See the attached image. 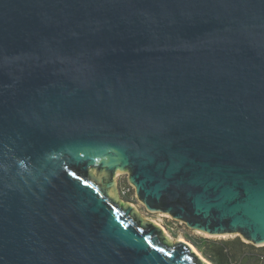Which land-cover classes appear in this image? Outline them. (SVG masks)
Listing matches in <instances>:
<instances>
[{
	"label": "water",
	"instance_id": "water-1",
	"mask_svg": "<svg viewBox=\"0 0 264 264\" xmlns=\"http://www.w3.org/2000/svg\"><path fill=\"white\" fill-rule=\"evenodd\" d=\"M125 174L264 246V0H0V264H212Z\"/></svg>",
	"mask_w": 264,
	"mask_h": 264
},
{
	"label": "trees",
	"instance_id": "trees-1",
	"mask_svg": "<svg viewBox=\"0 0 264 264\" xmlns=\"http://www.w3.org/2000/svg\"><path fill=\"white\" fill-rule=\"evenodd\" d=\"M188 240L212 264H264V246L258 247L247 243L241 237L229 239L188 237Z\"/></svg>",
	"mask_w": 264,
	"mask_h": 264
},
{
	"label": "rangeland",
	"instance_id": "rangeland-1",
	"mask_svg": "<svg viewBox=\"0 0 264 264\" xmlns=\"http://www.w3.org/2000/svg\"><path fill=\"white\" fill-rule=\"evenodd\" d=\"M117 180H119V182L123 186L129 185V183L127 181L128 177L126 174L125 175H118ZM130 187L132 188L131 192H130L131 194H129L127 196V198H129V199L126 198V200L130 201L135 206V208L137 209V212L139 213L140 216H143L148 221H152V222H155L156 224H160L161 226H163L166 230L165 235L168 237V240L170 243L174 244L180 240L189 241L188 237L189 238H214V239H229V238L238 237V236L212 237V236H209V235L204 234V233L193 231V230L189 229L185 224H182L179 222L176 223V221L173 220L168 215L161 214V213L148 212L145 209L144 205L137 199L134 187H132V186H130ZM167 229H170V231H168Z\"/></svg>",
	"mask_w": 264,
	"mask_h": 264
},
{
	"label": "built area",
	"instance_id": "built-area-1",
	"mask_svg": "<svg viewBox=\"0 0 264 264\" xmlns=\"http://www.w3.org/2000/svg\"><path fill=\"white\" fill-rule=\"evenodd\" d=\"M128 181V180H127ZM118 182H119V180H118ZM131 185L129 184V185H127V186H123V185H121V183L119 182V191H120V194H121V196L123 197V198H127V196L129 195V194H131L130 192H131V187H130ZM133 187V186H132ZM129 199V198H128ZM176 221V220H175ZM177 222H179V221H176V223ZM179 223H182V222H179ZM183 224V223H182ZM168 231H170V229H167Z\"/></svg>",
	"mask_w": 264,
	"mask_h": 264
},
{
	"label": "bare ground",
	"instance_id": "bare-ground-1",
	"mask_svg": "<svg viewBox=\"0 0 264 264\" xmlns=\"http://www.w3.org/2000/svg\"><path fill=\"white\" fill-rule=\"evenodd\" d=\"M165 233H166V231H165ZM194 251L199 255V256H202L201 254H200V252H198L197 250H196V248H194ZM205 260V259H204ZM206 261V260H205ZM207 263H208V261H206ZM209 264V263H208Z\"/></svg>",
	"mask_w": 264,
	"mask_h": 264
}]
</instances>
